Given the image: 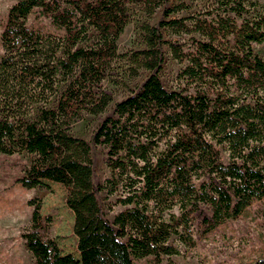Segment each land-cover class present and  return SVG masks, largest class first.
<instances>
[{
  "label": "trees",
  "instance_id": "obj_1",
  "mask_svg": "<svg viewBox=\"0 0 264 264\" xmlns=\"http://www.w3.org/2000/svg\"><path fill=\"white\" fill-rule=\"evenodd\" d=\"M136 7L161 18L138 23L142 46L121 50ZM35 9L63 33L31 27ZM0 41V153L33 155L17 182L63 185L75 216L78 256L49 236L51 217L30 201L21 236L35 264H179L182 246L264 200L259 0H16ZM165 46L182 65L176 89L162 81ZM114 88L130 93L116 101ZM88 115H104L91 139L105 149L102 181L91 142L72 132ZM260 250L253 264H264Z\"/></svg>",
  "mask_w": 264,
  "mask_h": 264
},
{
  "label": "rangeland",
  "instance_id": "obj_2",
  "mask_svg": "<svg viewBox=\"0 0 264 264\" xmlns=\"http://www.w3.org/2000/svg\"><path fill=\"white\" fill-rule=\"evenodd\" d=\"M264 5V0H259ZM16 0H0V33L2 24L10 6ZM179 0H169V5H174ZM135 18L127 27L120 40V49L140 48L142 45L137 38V24L148 22L156 24L161 18L159 12L154 18L149 19L140 8H135ZM35 9L28 19L31 27L46 32H61L53 25L51 20L40 16ZM179 15H173L171 18ZM166 39H173L165 33ZM165 49V62L161 72L162 81L169 89H176L179 85L178 73L182 68L174 60L167 46ZM256 52L264 59V43L255 45ZM0 41V56L2 55ZM147 72L136 80L129 81L130 89H135L147 76ZM130 89L114 88L116 101L128 96ZM100 117L88 115L83 120L75 123L72 132L76 136L91 142L92 134L101 122ZM93 155L96 162V179L102 181L109 175V169L104 161L105 149L91 142ZM33 155L26 152L15 155L0 153V264H35L33 254L26 248L22 232L29 224L34 205L30 203L33 198L41 205L44 215H49L52 224L49 228V236L55 238L65 253H72L78 256V238L74 233V213L66 203L67 190L58 183H49L42 188L24 187L17 179L26 174L31 166ZM102 203H106L104 195H100ZM264 209V200L254 203L251 207L252 215L237 220H231L221 226L205 238H199L193 249L181 247L183 255L175 257L179 264H253L262 256L261 247L264 244V217L260 214ZM122 210L116 207L114 212H109L108 217L113 218L114 214ZM261 222V223H258ZM152 256L136 259L134 264H153Z\"/></svg>",
  "mask_w": 264,
  "mask_h": 264
}]
</instances>
